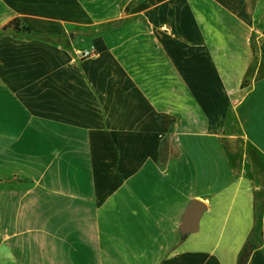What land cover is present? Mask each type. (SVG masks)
Masks as SVG:
<instances>
[{
    "label": "crops",
    "instance_id": "obj_1",
    "mask_svg": "<svg viewBox=\"0 0 264 264\" xmlns=\"http://www.w3.org/2000/svg\"><path fill=\"white\" fill-rule=\"evenodd\" d=\"M263 34L264 0H0V264H239L257 228L264 264Z\"/></svg>",
    "mask_w": 264,
    "mask_h": 264
},
{
    "label": "trees",
    "instance_id": "obj_2",
    "mask_svg": "<svg viewBox=\"0 0 264 264\" xmlns=\"http://www.w3.org/2000/svg\"><path fill=\"white\" fill-rule=\"evenodd\" d=\"M2 30L4 32L7 30H13L17 34H28V35L34 37V35H32V33H31L30 29L27 26L23 25V23L20 20H14V21L10 22L6 26H4L2 28ZM44 39H48V37H44ZM93 55H95V54L92 53L91 57ZM260 247H261V245H259V243H257L255 240V232H254V234L252 235V237L250 238L248 243L244 246V248L241 252L239 264H247L251 254L256 249H258Z\"/></svg>",
    "mask_w": 264,
    "mask_h": 264
},
{
    "label": "water",
    "instance_id": "obj_3",
    "mask_svg": "<svg viewBox=\"0 0 264 264\" xmlns=\"http://www.w3.org/2000/svg\"><path fill=\"white\" fill-rule=\"evenodd\" d=\"M202 210V207L199 204H194L191 208L190 214H189V223L194 224L196 220L199 217L200 211Z\"/></svg>",
    "mask_w": 264,
    "mask_h": 264
},
{
    "label": "built area",
    "instance_id": "obj_4",
    "mask_svg": "<svg viewBox=\"0 0 264 264\" xmlns=\"http://www.w3.org/2000/svg\"><path fill=\"white\" fill-rule=\"evenodd\" d=\"M260 44H261V48L264 50V34L261 36L260 38ZM92 52L91 51H87V52H83L80 54V58H89L91 57Z\"/></svg>",
    "mask_w": 264,
    "mask_h": 264
},
{
    "label": "rangeland",
    "instance_id": "obj_5",
    "mask_svg": "<svg viewBox=\"0 0 264 264\" xmlns=\"http://www.w3.org/2000/svg\"><path fill=\"white\" fill-rule=\"evenodd\" d=\"M81 53H83V52H77V55H78V57L80 58V54ZM230 135V132L228 131V136ZM227 138V137H226ZM3 175H6L5 173H3ZM261 238H262V236H261V229L260 228H257L256 230H255V240H256V242L257 243H259V242H261Z\"/></svg>",
    "mask_w": 264,
    "mask_h": 264
}]
</instances>
